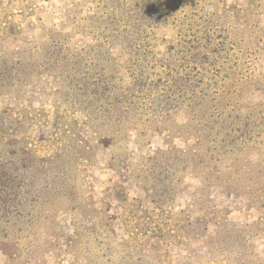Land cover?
I'll return each instance as SVG.
<instances>
[{
    "label": "rangeland",
    "instance_id": "obj_1",
    "mask_svg": "<svg viewBox=\"0 0 264 264\" xmlns=\"http://www.w3.org/2000/svg\"><path fill=\"white\" fill-rule=\"evenodd\" d=\"M167 1L0 0V264H264V0Z\"/></svg>",
    "mask_w": 264,
    "mask_h": 264
},
{
    "label": "trees",
    "instance_id": "obj_2",
    "mask_svg": "<svg viewBox=\"0 0 264 264\" xmlns=\"http://www.w3.org/2000/svg\"><path fill=\"white\" fill-rule=\"evenodd\" d=\"M168 1L167 0H163V4L165 3H167ZM262 7H264V3L261 5ZM162 8H163V10L165 9V6H162ZM242 9V11H244L245 13H244V15L242 16V19L244 20V21H250V19H251V17H253L254 18V16H256V15H260L261 13H263V10L261 11V12H255L254 11V9L253 10H251V9H247V8H241ZM224 12H227V7H224ZM257 18H259V17H257ZM142 74L144 75V77H148L149 75H150V73H147V74H145L143 71H142ZM157 81L158 80H150L149 82H146V84H143V86H144V88L146 89V91H147V95H146V97L147 96H149L153 91L156 93V88H157ZM146 97H144V98H146ZM129 107H131L132 106V104H130V105H128ZM129 107H128V109H129Z\"/></svg>",
    "mask_w": 264,
    "mask_h": 264
}]
</instances>
